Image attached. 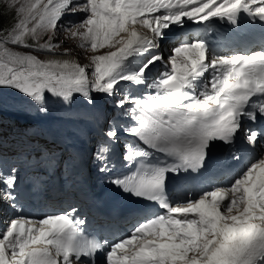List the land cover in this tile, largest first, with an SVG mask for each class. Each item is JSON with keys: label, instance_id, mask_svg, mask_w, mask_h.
<instances>
[{"label": "snow or ice", "instance_id": "snow-or-ice-1", "mask_svg": "<svg viewBox=\"0 0 264 264\" xmlns=\"http://www.w3.org/2000/svg\"><path fill=\"white\" fill-rule=\"evenodd\" d=\"M4 13L13 23L0 28V88L25 94L39 111H47L46 93L65 102L80 94L91 103L92 93L115 97L121 82L151 90L115 100L132 123H116L105 135L114 144L123 131L138 142L125 145L122 157L138 162L136 171L111 183L163 212L103 243L85 234L75 208L38 220L16 216L0 231V264H97L98 255L103 264H264V156L228 185L175 202L166 192L169 174L205 168L214 142L229 146L230 159L239 161L231 146L255 148L264 140V129L251 126L264 120V48L217 54L206 28L195 39L181 37L167 61L156 51L188 21L236 25L245 14L264 23V0H0ZM68 40L92 53L89 65L37 55H68V48L59 51ZM158 62L167 70L148 83ZM110 152V144L97 150L101 172L109 171ZM154 153L172 162L153 163ZM16 171H0V203L13 210Z\"/></svg>", "mask_w": 264, "mask_h": 264}, {"label": "rangeland", "instance_id": "rangeland-1", "mask_svg": "<svg viewBox=\"0 0 264 264\" xmlns=\"http://www.w3.org/2000/svg\"><path fill=\"white\" fill-rule=\"evenodd\" d=\"M13 23V18H12V14H11V20L9 22V25L7 27H9L11 24ZM59 40H64V33H60L58 36ZM64 48H68L70 50L68 56L70 59L74 58L76 59V62L80 63L81 66H86L90 64V60L89 57L92 55V53L90 51H86V50H82L79 47H77V43L75 42V40H68L66 41L61 49L59 50L60 52L63 51ZM20 51H27L25 49H18ZM37 55H39V58L42 60H48V59H53V57L55 55H51V54H41V53H37ZM88 70V69H87ZM89 71V70H88ZM91 78V77H90ZM5 91H16V89H11V88H3ZM4 90H0V91H4ZM9 106V105H7ZM27 110L30 111H39L38 110V105H36L33 102L28 101L27 103ZM258 157L254 156L251 158V161L254 162Z\"/></svg>", "mask_w": 264, "mask_h": 264}, {"label": "trees", "instance_id": "trees-1", "mask_svg": "<svg viewBox=\"0 0 264 264\" xmlns=\"http://www.w3.org/2000/svg\"><path fill=\"white\" fill-rule=\"evenodd\" d=\"M11 20V13L0 15V28H7Z\"/></svg>", "mask_w": 264, "mask_h": 264}, {"label": "bare ground", "instance_id": "bare-ground-1", "mask_svg": "<svg viewBox=\"0 0 264 264\" xmlns=\"http://www.w3.org/2000/svg\"><path fill=\"white\" fill-rule=\"evenodd\" d=\"M207 24V22H204L203 23V25L205 26ZM53 59H70L69 58V56L68 55H55L54 57H53ZM70 60H75L76 61V59H74V58H72V59H70ZM82 181V180H81ZM91 195L92 196H97V193H96V190L95 189H92V193H91Z\"/></svg>", "mask_w": 264, "mask_h": 264}]
</instances>
